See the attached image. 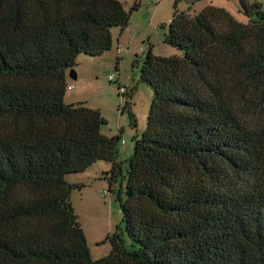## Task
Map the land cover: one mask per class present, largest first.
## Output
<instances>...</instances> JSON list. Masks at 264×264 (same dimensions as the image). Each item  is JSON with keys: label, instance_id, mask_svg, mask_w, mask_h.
<instances>
[{"label": "trees", "instance_id": "obj_1", "mask_svg": "<svg viewBox=\"0 0 264 264\" xmlns=\"http://www.w3.org/2000/svg\"><path fill=\"white\" fill-rule=\"evenodd\" d=\"M239 6L246 23L175 3L164 43L182 57L143 54L153 97L120 198L134 248L115 234L93 260L65 176L97 161L117 176L120 136L101 133L99 110L65 103L67 75L79 55L109 51L131 12L0 0V264H264V8Z\"/></svg>", "mask_w": 264, "mask_h": 264}, {"label": "rangeland", "instance_id": "obj_2", "mask_svg": "<svg viewBox=\"0 0 264 264\" xmlns=\"http://www.w3.org/2000/svg\"><path fill=\"white\" fill-rule=\"evenodd\" d=\"M118 1L126 11L131 12L128 26L123 30L117 27L111 30L113 43L109 51L97 57L81 54L72 69L84 83L85 104L99 110L106 120L101 133L107 137L120 136V173L117 176L110 172L111 164L105 161L95 162L84 172L65 176L68 184L77 186L71 193V202L93 260L110 254L109 237L115 234L121 236L126 248H134L125 230L120 198H126L125 176L128 161L134 154L133 137L146 130L153 97V90L140 81V70L143 54L149 45L156 56L182 57L181 50L164 43L175 3L179 12L190 15L198 14L208 5L225 6L239 22L248 21L240 11L239 0H196L194 3L188 0ZM250 1L258 2L264 8V0ZM135 4H138L137 8L132 10ZM120 36L123 39L120 44L122 51L118 54L117 40ZM169 53V56L163 55ZM109 74L118 75V83L126 90L125 95L119 94L117 83L109 81ZM69 83L75 85V80ZM70 93L65 102L72 98ZM126 103L129 107L124 109ZM131 115L136 120V126L132 125Z\"/></svg>", "mask_w": 264, "mask_h": 264}, {"label": "crops", "instance_id": "obj_3", "mask_svg": "<svg viewBox=\"0 0 264 264\" xmlns=\"http://www.w3.org/2000/svg\"><path fill=\"white\" fill-rule=\"evenodd\" d=\"M220 7H222V8H224V9H226L227 11H228V8L227 7H225V6H220ZM229 12V11H228ZM231 13V12H230ZM118 34V33H117ZM119 34H121V33H119ZM113 38V37H112ZM118 47H117V53H118V48H120V44H121V42L123 41V39L121 38V36L118 38ZM164 56H169V55H171L170 53L169 54H163ZM80 77H79V75L78 74H76V79H75V85H72V84H70L69 82L71 81V80H73V79H71L70 77H69V74L67 75V84H68V87H73V89L72 90H67L66 91V94H65V97H64V101H65V99H66V96H67V94H68V92H71L70 93V97H72V98H68L69 99V101L68 102H65L66 104H77V103H86V101L85 100H83L84 98H83V95H84V92H85V86H84V83H83V81H81L80 79H79ZM93 108V107H92ZM95 109V108H94Z\"/></svg>", "mask_w": 264, "mask_h": 264}, {"label": "built area", "instance_id": "obj_4", "mask_svg": "<svg viewBox=\"0 0 264 264\" xmlns=\"http://www.w3.org/2000/svg\"><path fill=\"white\" fill-rule=\"evenodd\" d=\"M121 47L118 48V54L121 52ZM108 79L110 82H114V83H117V87H118V90H119V94L120 95H123L126 93V90L118 83L119 79H118V75H114V74H109L108 76ZM73 87H68L67 90H72Z\"/></svg>", "mask_w": 264, "mask_h": 264}, {"label": "water", "instance_id": "obj_5", "mask_svg": "<svg viewBox=\"0 0 264 264\" xmlns=\"http://www.w3.org/2000/svg\"><path fill=\"white\" fill-rule=\"evenodd\" d=\"M73 70H71L70 72H69V77L71 78V79H73V80H75L76 79V73H75V75L73 74Z\"/></svg>", "mask_w": 264, "mask_h": 264}]
</instances>
